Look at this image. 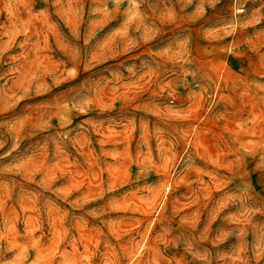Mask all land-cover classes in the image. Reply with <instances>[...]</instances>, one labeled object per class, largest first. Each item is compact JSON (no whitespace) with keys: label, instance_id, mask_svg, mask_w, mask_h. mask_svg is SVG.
Here are the masks:
<instances>
[{"label":"rangeland","instance_id":"rangeland-1","mask_svg":"<svg viewBox=\"0 0 264 264\" xmlns=\"http://www.w3.org/2000/svg\"><path fill=\"white\" fill-rule=\"evenodd\" d=\"M0 264H264V0H0Z\"/></svg>","mask_w":264,"mask_h":264}]
</instances>
